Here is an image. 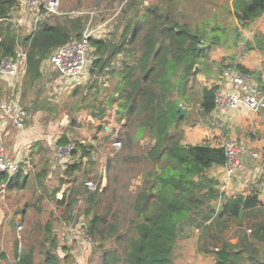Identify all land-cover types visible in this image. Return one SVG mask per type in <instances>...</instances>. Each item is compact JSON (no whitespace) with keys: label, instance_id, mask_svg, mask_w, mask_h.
Returning a JSON list of instances; mask_svg holds the SVG:
<instances>
[{"label":"trees","instance_id":"obj_1","mask_svg":"<svg viewBox=\"0 0 264 264\" xmlns=\"http://www.w3.org/2000/svg\"><path fill=\"white\" fill-rule=\"evenodd\" d=\"M145 1L126 0L119 22L111 32L88 36L93 51L91 76L114 77L104 102L93 100L89 105L92 110L97 107L93 117L100 120L106 108L114 107L118 122L127 120L130 126L135 124L133 133H119L120 137L114 140L130 147L145 132L152 140L142 151V157L153 169L145 172L141 186L133 194L130 228L120 231L115 222L109 221L110 216L115 220L116 214L111 212L112 201L110 205L102 199V192L87 193L86 180L76 185L77 177L73 174L81 169L82 159L89 156L90 145L72 146L71 156L80 152L79 159L66 167L67 179H60L50 199L70 216L79 195L83 196L87 216L84 229L89 241L101 246L107 239H115L116 247L100 253L102 264H174L179 234L185 225L198 230L197 248L212 253L213 264H264V202L258 192L230 197L221 194L218 181L209 170L225 165L223 146L183 144L181 128L190 113L186 104H194L203 118L215 109L218 87L199 86L195 78L200 73L211 74L208 58L214 46L241 44L240 27L264 15V0H223L222 4L220 0H192L214 8L204 16L190 10L186 4L190 0H149L144 5ZM218 3L226 11L225 21L218 18ZM18 5V0H0V66L5 59H16L20 49L25 53V76L34 82L42 77V69L57 47L82 38L86 18L61 11L42 15L27 34L19 36L11 22ZM256 41L255 46L246 42V48L256 47ZM233 68L241 74L249 73L240 64ZM48 74L53 78L51 71ZM179 107L186 109V113L179 115ZM113 134L110 131L107 135ZM58 143L69 145L65 137ZM21 164L24 163L19 164L15 174L0 173V185L8 189L24 188L28 174ZM111 166L108 162V169ZM65 182L72 185L59 199L56 192ZM219 199L215 208L213 202ZM18 213L23 218L25 210ZM248 218L252 221L244 223ZM231 224L235 226L234 243L223 233ZM42 228L41 239L24 246L14 241L15 261L11 264H35L37 255L40 258L37 264L67 263L71 251L59 242L52 223L47 221ZM99 250L95 248L94 253ZM6 260V253L0 248V264Z\"/></svg>","mask_w":264,"mask_h":264},{"label":"rangeland","instance_id":"obj_2","mask_svg":"<svg viewBox=\"0 0 264 264\" xmlns=\"http://www.w3.org/2000/svg\"><path fill=\"white\" fill-rule=\"evenodd\" d=\"M18 1L19 5L11 16V22L19 36H24L42 17L39 14L41 10L36 12L26 0ZM59 1L61 12L70 16L83 15L86 18L84 32L93 36H104L111 32L118 24L120 10L126 3V0ZM222 1L220 0L219 3L222 4ZM149 3L150 1L146 0L144 5ZM186 4L191 7L193 13L201 16L209 15L214 10L208 8L210 6L192 0ZM218 4H216L219 6L218 18L220 21H225L226 11L220 6L221 4ZM254 22L240 27L241 37L252 31ZM20 51L19 49L18 52ZM92 54L93 51L89 46L87 50L89 65L77 84H67L64 79L51 78L52 76L48 74V71H51L48 68V61L42 69V77L34 82L26 78L24 64L20 65L13 78L0 75V102L17 98L21 106L27 110L25 128L19 131L21 142L18 147L21 162L24 163L21 167L28 174L26 184L22 189H8L5 185H0V248L7 247L11 259H14V241L18 240L24 246L34 239H41L44 236L42 226L47 221L52 223L59 242L65 244L71 251L70 258L64 264H102L100 253L104 249L116 247L114 238L107 239L101 246L89 241L84 229L87 216L84 213L86 204L83 196L79 195L70 216L64 213L63 207L57 206L50 199L52 191L60 185V179H67L64 173L66 167L79 159L80 152L74 157L71 156L72 146L76 143L91 146L89 156L82 159L81 169L73 174L77 177V187L82 180H86V189L84 186L82 188L87 193L102 192V199L110 205L112 201L111 212L116 214L115 220L110 216L109 221L115 222L120 231L130 228L133 219L130 209L133 194L141 186L145 172L153 169L152 165L142 157V151L152 140L146 132L130 147H124L121 141L114 140L120 137L119 133L125 131L133 133L135 130V124L130 126L127 120L121 122L116 120L114 107L106 108L100 120L93 117L92 113L97 107L92 110L89 105H92L93 100L104 102L105 95L111 92L114 77L111 74L97 78L91 76L89 67ZM195 80L197 85L203 86L197 80V76ZM195 89L198 91V86H195ZM186 106L190 113L181 126L184 131L182 143L206 144V140L201 136L206 133L205 130L212 128L210 118L200 117L194 104H186ZM186 111L185 109V113ZM10 122L13 125V121ZM191 123L195 124L191 126L189 125ZM110 131H114L115 134L107 135ZM61 137H65L69 145L59 144ZM108 162L112 165L109 169ZM42 171H45L44 175L39 174ZM254 181L264 187L263 180H258L256 177ZM70 185H72L70 182L63 183L56 192V197L60 199ZM112 194H115L114 199ZM260 197L264 201L263 193ZM219 203L220 199L213 202L215 208ZM22 209L25 210L23 218L18 213ZM15 222H17L16 226L12 227V223ZM234 230L235 226L231 224L223 232L233 243L236 241ZM198 235V230L193 226H184L179 234V249L175 252L174 264H184L180 256L177 257V254L182 253L192 261L191 264H212L209 255L203 257L195 252L197 248L195 239ZM98 247L99 253L95 254L94 249ZM38 251L39 248H36V252ZM58 252L63 255L61 249H58ZM39 259L37 255L35 264Z\"/></svg>","mask_w":264,"mask_h":264},{"label":"crops","instance_id":"obj_3","mask_svg":"<svg viewBox=\"0 0 264 264\" xmlns=\"http://www.w3.org/2000/svg\"><path fill=\"white\" fill-rule=\"evenodd\" d=\"M249 34L242 35V42L237 47L214 46L209 52L208 61L211 65L210 75L197 74V80L204 86L216 85L218 90L224 89L236 94H241L239 89L233 87L223 76L226 67L233 68L240 64L249 73L242 74L245 79L258 88L264 90V15L255 22ZM256 47L247 49L246 42H251ZM234 69V68H233ZM208 117L211 127L203 137L210 146H222L226 141L233 140L246 147V152L238 157L237 166L228 171L225 166H217L209 170V174L218 181L220 192L225 196L237 194H249L251 191L258 192L259 199L264 202L260 194H264V187L254 181L257 177L264 182V109L259 113L250 111L244 105L228 109L224 112L214 109ZM20 132L17 131L10 119L0 110V141L9 152H18L21 142ZM194 144V143H191ZM17 150V151H16ZM256 154V156H253ZM262 184V183H261ZM260 193V194H259ZM252 219L244 220V223ZM197 230V229H196ZM200 236L195 239L197 240ZM236 239V238H235ZM7 247H3L7 260L2 264H11L15 259L9 257ZM179 249V248H178ZM197 255H209L214 263L212 253H203L196 248ZM184 264H191V260L185 254H177ZM183 257V258H182Z\"/></svg>","mask_w":264,"mask_h":264},{"label":"built area","instance_id":"obj_4","mask_svg":"<svg viewBox=\"0 0 264 264\" xmlns=\"http://www.w3.org/2000/svg\"><path fill=\"white\" fill-rule=\"evenodd\" d=\"M26 2L31 8L36 9V12L41 10L39 13L41 16L60 14L59 0H26ZM88 36L89 34L84 32L80 40L68 42L52 52L48 59V68L51 70L54 80L64 79L67 84L79 82L80 76L89 65L87 60ZM24 59L25 53L23 51L18 53L16 59H5L0 66V75L13 78L16 76L20 65L24 64ZM222 76L234 88L239 89L241 94L224 89L217 90L215 96L216 109L224 112L239 105H244L254 113H259L264 109V90L247 81L244 75L233 68L226 67ZM0 110L13 121L17 131L24 130L27 111L21 106L17 98L1 101ZM222 146L227 156L224 166L228 171H231L237 166L239 155L246 152L247 149L241 143L233 140L226 141ZM21 161L19 152L11 154L3 143L0 144V173L15 174L19 170Z\"/></svg>","mask_w":264,"mask_h":264},{"label":"water","instance_id":"obj_5","mask_svg":"<svg viewBox=\"0 0 264 264\" xmlns=\"http://www.w3.org/2000/svg\"><path fill=\"white\" fill-rule=\"evenodd\" d=\"M197 66V65H196ZM179 115H183V114H185V109H181L180 107H179Z\"/></svg>","mask_w":264,"mask_h":264}]
</instances>
